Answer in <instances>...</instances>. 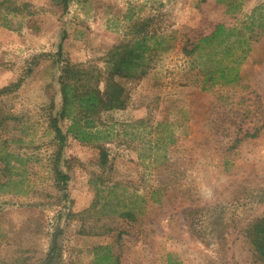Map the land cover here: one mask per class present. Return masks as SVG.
<instances>
[{"label":"rangeland","instance_id":"374dc122","mask_svg":"<svg viewBox=\"0 0 264 264\" xmlns=\"http://www.w3.org/2000/svg\"><path fill=\"white\" fill-rule=\"evenodd\" d=\"M13 1L29 5L0 25V147L16 154L0 180L21 183L0 192V264H94L106 245L111 264H264L248 236L264 218V0ZM218 24L229 48L195 49ZM149 35L165 41L97 119L109 138L67 134L59 152L64 61L92 85L114 45Z\"/></svg>","mask_w":264,"mask_h":264},{"label":"trees","instance_id":"16d2710c","mask_svg":"<svg viewBox=\"0 0 264 264\" xmlns=\"http://www.w3.org/2000/svg\"><path fill=\"white\" fill-rule=\"evenodd\" d=\"M27 2L18 3L13 0H0V10L3 9L4 13L1 15L0 25L10 27L11 19L14 15L21 14L24 9L28 7ZM28 9V8H27ZM26 9V10H27ZM226 32V36H225ZM230 32L225 31L223 24H218L213 33L205 35L199 39L195 45V49L200 50L204 45H211L223 43L224 48L229 44L225 43L227 35ZM161 38L160 42L165 41L164 36H145L143 38H137L134 41L123 40L119 44L114 45L108 52L105 71L95 69V84L90 85L91 79L94 77L91 74L92 70H84L80 65L71 63L65 60L62 73L60 75V90L62 96L61 110L57 116L51 118V126L55 133V138L59 142V152H61L62 144L66 139L67 134H71L74 138L81 142H95L102 143L109 138L111 132L107 128H100L98 124V117L103 110H111L121 108L125 105L126 95L125 89L122 84L116 79L118 76H137L145 72L144 59L147 55V51L150 49L149 40L153 39L155 42L158 38ZM225 43V44H224ZM168 47H164L162 50H166ZM201 54V52H199ZM96 68V67H95ZM232 66L219 67L216 71H220L218 77H225L232 70ZM94 70V69H93ZM103 82L104 87L100 89L98 83ZM9 87L0 88V94L8 90ZM95 115V125L93 123V117ZM65 122V132L59 125V120ZM16 154L0 147V160L6 162L8 165L11 161L10 158ZM17 156L15 157V159ZM105 158L103 155L102 159ZM55 173L58 180H63L66 183L68 179L67 174H63L59 168H55ZM21 178L9 176L5 180H0V192H7L9 186L19 187ZM18 191L25 193L24 188H19ZM130 215V212H126ZM248 236L254 244L257 257L264 261V218L257 219L253 222L248 229ZM103 251L102 253H100ZM94 264H111L112 255L109 252L108 245L97 246L94 249ZM168 264H181L180 261L169 259Z\"/></svg>","mask_w":264,"mask_h":264}]
</instances>
